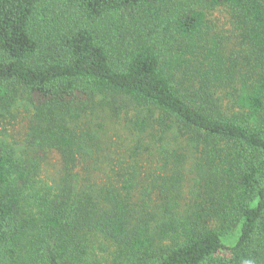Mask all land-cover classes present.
I'll use <instances>...</instances> for the list:
<instances>
[{"label":"trees","instance_id":"1","mask_svg":"<svg viewBox=\"0 0 264 264\" xmlns=\"http://www.w3.org/2000/svg\"><path fill=\"white\" fill-rule=\"evenodd\" d=\"M19 97L0 264H264V0H0V125Z\"/></svg>","mask_w":264,"mask_h":264},{"label":"rangeland","instance_id":"2","mask_svg":"<svg viewBox=\"0 0 264 264\" xmlns=\"http://www.w3.org/2000/svg\"><path fill=\"white\" fill-rule=\"evenodd\" d=\"M223 16L224 12L216 11L210 16L209 21L211 24H216L218 26V30H220L224 24L222 18ZM24 104L25 102L23 101V98L19 97V101L10 107L13 113L11 115L8 114V117L2 119V123L0 125V128L3 131V133L1 134L2 139L7 144L17 148V150H20V148L23 146V141L26 137L27 131L26 126L28 123V110ZM106 127L107 137L104 144L103 156L107 158V155H109L108 162L104 163L107 166L110 160H112L113 163H117L118 159H124L125 152L120 146V140L121 142H123L124 139L131 137V135L129 134V132H127V130L125 131V129H122L121 125H119L117 129H115L111 123ZM58 160L59 159L55 154L50 156L48 168L51 172H53L57 168L56 166ZM95 167L98 169L107 168L104 167L101 162L98 164V166ZM235 239L236 235H233L229 239H227V241L230 242L231 240L234 241Z\"/></svg>","mask_w":264,"mask_h":264}]
</instances>
